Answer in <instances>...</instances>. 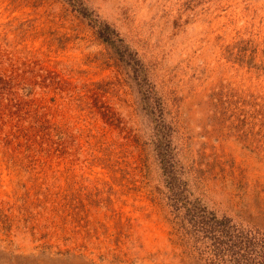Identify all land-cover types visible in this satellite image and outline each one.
I'll return each mask as SVG.
<instances>
[{
	"label": "rangeland",
	"instance_id": "rangeland-1",
	"mask_svg": "<svg viewBox=\"0 0 264 264\" xmlns=\"http://www.w3.org/2000/svg\"><path fill=\"white\" fill-rule=\"evenodd\" d=\"M0 264H264V0H0Z\"/></svg>",
	"mask_w": 264,
	"mask_h": 264
}]
</instances>
